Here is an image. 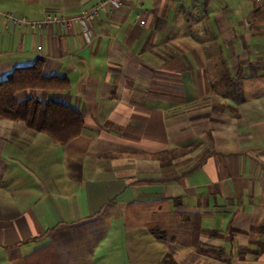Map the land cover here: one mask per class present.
<instances>
[{"label":"crops","instance_id":"obj_1","mask_svg":"<svg viewBox=\"0 0 264 264\" xmlns=\"http://www.w3.org/2000/svg\"><path fill=\"white\" fill-rule=\"evenodd\" d=\"M96 1L0 0V81L42 59L69 87L16 99L84 121L0 118V264H264V0H125L90 35L5 15Z\"/></svg>","mask_w":264,"mask_h":264},{"label":"trees","instance_id":"obj_2","mask_svg":"<svg viewBox=\"0 0 264 264\" xmlns=\"http://www.w3.org/2000/svg\"><path fill=\"white\" fill-rule=\"evenodd\" d=\"M42 67L43 60L38 59L32 65L15 68L6 79L0 81V118L21 120L29 128L45 132L63 145L83 130L81 113L53 99L42 102L29 97L18 101L15 96L18 91L27 88L64 90L69 87L65 78L44 76Z\"/></svg>","mask_w":264,"mask_h":264},{"label":"built area","instance_id":"obj_3","mask_svg":"<svg viewBox=\"0 0 264 264\" xmlns=\"http://www.w3.org/2000/svg\"><path fill=\"white\" fill-rule=\"evenodd\" d=\"M124 1L125 0H97L86 11L74 16L50 15L43 19L31 20L23 17L18 18L10 13L5 15L8 19H11L14 24L26 26L31 31H40L53 23L63 26H69L73 23H77L81 26L85 35H90L91 24L100 17L101 13L106 9H117Z\"/></svg>","mask_w":264,"mask_h":264}]
</instances>
